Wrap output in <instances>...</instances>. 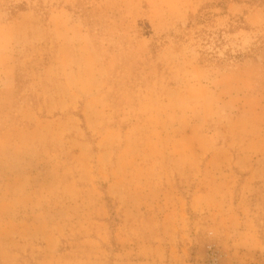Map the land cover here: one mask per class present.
Wrapping results in <instances>:
<instances>
[{"label":"rangeland","instance_id":"obj_1","mask_svg":"<svg viewBox=\"0 0 264 264\" xmlns=\"http://www.w3.org/2000/svg\"><path fill=\"white\" fill-rule=\"evenodd\" d=\"M0 264H264V0H0Z\"/></svg>","mask_w":264,"mask_h":264}]
</instances>
